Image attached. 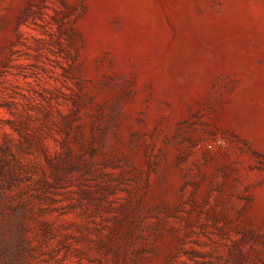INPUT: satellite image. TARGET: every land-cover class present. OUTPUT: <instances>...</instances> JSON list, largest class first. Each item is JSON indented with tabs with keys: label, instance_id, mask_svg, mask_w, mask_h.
<instances>
[{
	"label": "rangeland",
	"instance_id": "rangeland-1",
	"mask_svg": "<svg viewBox=\"0 0 264 264\" xmlns=\"http://www.w3.org/2000/svg\"><path fill=\"white\" fill-rule=\"evenodd\" d=\"M0 264H264V0H0Z\"/></svg>",
	"mask_w": 264,
	"mask_h": 264
}]
</instances>
